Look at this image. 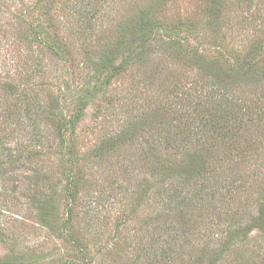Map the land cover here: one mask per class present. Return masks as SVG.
<instances>
[{
    "label": "rangeland",
    "instance_id": "374dc122",
    "mask_svg": "<svg viewBox=\"0 0 264 264\" xmlns=\"http://www.w3.org/2000/svg\"><path fill=\"white\" fill-rule=\"evenodd\" d=\"M14 104L1 142L46 141L32 164L5 158L0 264H264V0H0ZM36 165L50 181L31 184ZM196 184L211 196L186 226L166 190Z\"/></svg>",
    "mask_w": 264,
    "mask_h": 264
},
{
    "label": "trees",
    "instance_id": "16d2710c",
    "mask_svg": "<svg viewBox=\"0 0 264 264\" xmlns=\"http://www.w3.org/2000/svg\"><path fill=\"white\" fill-rule=\"evenodd\" d=\"M218 15V14H217ZM145 23L141 24L142 25V28L143 29H147L148 27H146L148 25V20H144ZM150 23V22H149ZM169 45V44H168ZM171 46V44H170ZM256 60V58H253L251 62H254ZM104 66H103V69L106 70V69H112L111 65L107 62H104L103 63ZM254 63H252L251 65H253ZM184 103H186L187 105H189L190 103H187V101H185ZM206 103V102H205ZM18 105L17 104H14L12 105L10 108H3L0 110V116L2 118H4V121L7 122L8 119L12 118V119H18L22 122V118H21V114L17 111L13 112V108L17 107ZM196 107H199L198 110L202 107L203 108V102H201V104H198L196 105ZM206 106H204L203 109H205ZM6 109V110H5ZM207 111L209 109H206ZM4 111V112H2ZM231 113L232 111H229L225 114H221L219 117H217L215 120H213V128H218L219 126H221V122H224L225 123V117L227 116H231ZM227 114V115H226ZM208 116H211L210 114ZM207 118L209 119L210 117ZM63 120V119H62ZM235 120V118L233 119ZM65 121V120H64ZM206 120H204L205 122ZM170 123H172L173 121L170 120L169 121ZM202 119L200 121V125L202 124ZM65 124L64 123H60L58 124V128L61 129L62 125ZM203 125V124H202ZM169 126V125H168ZM221 129L220 127L218 128V130ZM40 136V134L37 135V137ZM42 137V136H41ZM169 137H172L170 138L173 139L174 137H177V135H174V136H169ZM46 137L43 136V141L42 145H40L41 148H44L43 145H45V139ZM41 139V138H38V140ZM168 140V137L166 138ZM165 139V140H166ZM166 140V141H167ZM168 140V141H170ZM41 141V140H39ZM163 143V142H161ZM118 144V141H111L109 142L107 145L108 146H117ZM160 144V143H159ZM159 144H155L153 145V150L157 149L158 150V146ZM41 148L38 149V151H29V150H26L24 148H22V150H16L14 151V154L12 153L13 150L7 148V146H5L1 140H0V180L3 178V171H5V169L7 168L6 165L8 163L4 162L5 161V158L8 160L7 162H9L12 167H15V166H19V164L21 163H29V164H32L34 163L33 160L34 158H37L38 160L41 158ZM9 149V150H8ZM35 150V148H34ZM2 158L4 160H2ZM43 164V163H42ZM39 167V168H38ZM5 168V169H4ZM10 168V167H9ZM35 169L37 170H41V172H38V171H35V176L30 178V181L32 185H36V184H39L41 182H47V181H50V178L45 176L44 174L47 173L46 169L43 167V166H40V165H36L35 166ZM157 169V168H156ZM3 172V173H2ZM185 175L184 173H180L178 176H183ZM2 177V178H1ZM181 178V177H180ZM183 179V178H181ZM197 185V184H196ZM193 185V191H190L189 189V192H184L183 190H178L177 188H168L166 191H167V194L169 195L168 196V205L171 207V204H174L175 206L174 207H177L176 209H178L180 211V213H182L181 215H185L184 217V221L186 226H189L190 225V222H189V219H191V216L189 214V212L194 209L196 207V205H199L201 202H207L209 200V197L211 195L208 196V194H210V190L204 186H201V185ZM192 190V189H191ZM207 196L205 198V195ZM203 195V197H202ZM214 196V195H212ZM41 204V207L39 208V221L42 223H45V225L51 227L52 231H56L54 226L52 227V221L51 219L54 217L52 216V213L54 214V210L58 209V204H53V201H50L49 199L44 201H40L39 202ZM172 208V207H171ZM259 217L256 219V224H255V228H259V229H263V225H264V205L263 207L261 208V212H259ZM187 218V219H186ZM196 222H194V224H198V220H194ZM200 222V221H199ZM193 223V220H191V224ZM201 223V222H200ZM214 224L215 226V229H219V227L221 226V224H217V220L215 219V221L211 220L209 217H203V226L207 225V226H210ZM186 229V228H185ZM212 232V231H211ZM173 233V232H172ZM176 234H174L172 237H171V242H172V252L174 251V247H176L177 245H179L182 240H185L184 238L187 236L188 233H186V231L181 232V234H177L178 232H175ZM204 234V237H207V234H206V231L203 232ZM175 258H177L176 254H172Z\"/></svg>",
    "mask_w": 264,
    "mask_h": 264
}]
</instances>
